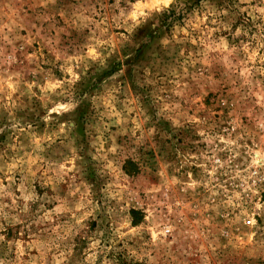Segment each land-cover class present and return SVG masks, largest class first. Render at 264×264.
<instances>
[{"label":"rangeland","instance_id":"1","mask_svg":"<svg viewBox=\"0 0 264 264\" xmlns=\"http://www.w3.org/2000/svg\"><path fill=\"white\" fill-rule=\"evenodd\" d=\"M0 264H264V0H0Z\"/></svg>","mask_w":264,"mask_h":264},{"label":"trees","instance_id":"2","mask_svg":"<svg viewBox=\"0 0 264 264\" xmlns=\"http://www.w3.org/2000/svg\"><path fill=\"white\" fill-rule=\"evenodd\" d=\"M176 17H177V16H170V18H167V19L171 20L170 23H172L173 21L176 20ZM169 20H166V21H164V22L167 23Z\"/></svg>","mask_w":264,"mask_h":264}]
</instances>
